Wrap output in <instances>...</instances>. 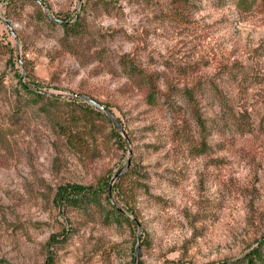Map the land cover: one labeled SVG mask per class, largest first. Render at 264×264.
Returning <instances> with one entry per match:
<instances>
[{
  "label": "rangeland",
  "instance_id": "1",
  "mask_svg": "<svg viewBox=\"0 0 264 264\" xmlns=\"http://www.w3.org/2000/svg\"><path fill=\"white\" fill-rule=\"evenodd\" d=\"M256 251L264 0H0V264Z\"/></svg>",
  "mask_w": 264,
  "mask_h": 264
},
{
  "label": "trees",
  "instance_id": "2",
  "mask_svg": "<svg viewBox=\"0 0 264 264\" xmlns=\"http://www.w3.org/2000/svg\"><path fill=\"white\" fill-rule=\"evenodd\" d=\"M64 28H67V26L65 24H63ZM91 111H94L93 109ZM118 135V134H117ZM118 138H120V136L118 135ZM69 194L74 195L76 198L72 197V199L69 200V198H66V202L68 201V203H80L82 201V199H84L86 196H92V198L96 197V193L93 192V190L89 187H83L81 185H70L68 187H64L62 189V196H67ZM77 197H81L78 200ZM65 199V197H64ZM113 212L116 213L117 216L119 217H123L122 214L119 212L118 209L113 208ZM259 252L256 251V253H253L251 257H249V264H253L255 262V260H260L259 259Z\"/></svg>",
  "mask_w": 264,
  "mask_h": 264
},
{
  "label": "water",
  "instance_id": "3",
  "mask_svg": "<svg viewBox=\"0 0 264 264\" xmlns=\"http://www.w3.org/2000/svg\"><path fill=\"white\" fill-rule=\"evenodd\" d=\"M57 21V20H56ZM59 22H62V21H59ZM76 96V95H75ZM85 99V101L87 103H89L90 105H92L93 107H95L96 109H100V110H103L102 109V106L98 103H96L95 101H93L92 99H89V98H86V97H82ZM109 115V114H108ZM119 211H121L120 209H118Z\"/></svg>",
  "mask_w": 264,
  "mask_h": 264
}]
</instances>
